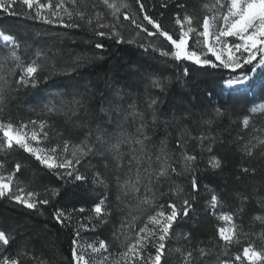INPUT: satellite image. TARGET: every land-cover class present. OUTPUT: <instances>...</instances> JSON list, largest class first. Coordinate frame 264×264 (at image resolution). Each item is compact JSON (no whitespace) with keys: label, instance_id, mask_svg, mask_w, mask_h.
<instances>
[{"label":"snow or ice","instance_id":"6c2138e0","mask_svg":"<svg viewBox=\"0 0 264 264\" xmlns=\"http://www.w3.org/2000/svg\"><path fill=\"white\" fill-rule=\"evenodd\" d=\"M17 3L22 6V11L14 10ZM136 3L139 5V11L144 13L142 19L147 21L151 30L137 23L130 12L122 13V9L129 7L126 0H55V3L53 0H0V12L69 30L86 28L95 36L114 39L116 44H133V40L125 41L120 31L125 26L120 20L122 15L123 21H130L141 32L146 33L147 37H156V41L138 45L144 52L151 49L152 52H159L161 57L170 58L176 62L186 61L198 68H222L231 73H237L246 65L251 66L252 72L264 66V0H215L212 6H205L212 15H204L203 22L199 26L202 30L194 26V17L187 13L181 17L180 13H175V25L179 26L177 38L165 30L161 21L146 13L142 0H136ZM98 4L110 10V22H104L105 13L98 10ZM161 7L167 8L168 5L164 3ZM102 29H108V31H102ZM160 38L171 46L169 50H165L157 43ZM229 38L233 39L230 41ZM0 40L5 44L10 43L14 48L20 46L14 36L5 34L3 31H0ZM94 47L102 50L105 45L96 42ZM42 55L43 53L39 51L36 53L38 59ZM3 60L4 62H0V133H2L0 150L18 147L34 157L39 165L55 175L58 180L66 183L69 179L72 182L87 181L88 178L79 171V166L89 157H99L103 167L111 176V180H108L100 171L93 173L92 183L102 187L104 192L99 202L92 206L91 214L83 218L87 223L78 221L74 229L75 237L71 241V264H169V257L173 254L178 255L179 264H233L231 259L221 257L227 256L228 249L241 244L242 237L249 235L244 231L242 214L250 197L241 192L234 193L239 200L236 212H222L217 217L224 221L226 226L218 228L219 240L215 245L209 246L200 242L192 248L190 247L191 234L185 233L183 238L188 241L189 246L170 247V241L175 238L174 226L181 220L189 218L190 211L194 210L199 198L200 185L197 174L200 171L198 163L200 157L189 153L184 148V137L197 141L198 147L209 153L213 151V145L217 143L216 137L209 133L201 132L199 135H193L185 128V123L191 120L190 112L182 111L179 114L172 112L169 114L170 119L165 117L163 121L165 127H174L179 132L176 148L180 151L177 155L168 149L166 139H160L157 142L153 135H149L150 130L155 134L161 125L162 114L159 111V105L162 102L159 98L146 96L147 107L143 111L136 102H130L125 108L119 102L123 99V94L113 89L115 94L107 98L106 104L101 105L94 124L91 119H82L77 122L76 127L85 130L83 138L78 143L64 139L62 143H56L51 147H40L42 143L40 134H43V140L49 138V133L45 131L49 127L47 121L38 123L32 120L28 123L14 124L11 119L5 121L2 117L8 109L6 92H16L22 87L36 88L40 82L38 73L43 66L36 60L26 66L23 65L21 57L15 50ZM8 60L14 62L13 67L8 69V76L14 77L16 69L20 70L18 78L14 81L2 74ZM91 62L87 58H78L74 61L75 67L66 68L61 72L53 71L43 79L47 82L55 75H71L77 69L87 67ZM189 74V68L184 66L182 75L187 77ZM148 79L150 87L159 89L161 92L165 90V81L154 76ZM250 79L247 72H241L227 79L225 85L228 88H235L246 85ZM88 90L91 91L90 88ZM83 107L82 99H74L72 114L78 115V109ZM48 110L55 111L56 108L51 106ZM250 111L264 113V104L254 106ZM224 115L225 111L218 108L213 120ZM213 120L207 123L210 124ZM37 123L39 132L35 130ZM129 123L135 126L134 132H129L125 127ZM249 123V117L245 116L242 121L243 128L247 129ZM29 125L33 126V130L28 131ZM57 135L62 133L57 132ZM237 139L242 140L243 137L238 136ZM239 151L246 158L262 161L264 160V139L253 136L239 147ZM208 167L213 171L220 170L221 159L212 155L208 160ZM20 171L21 165L17 163L14 170L5 172V164L0 162V200L6 199L13 205H21L25 209L43 215L39 205L47 206L50 203L49 195L55 199L61 195V189H46L44 198H39L41 195L39 192L26 191L24 181L17 176ZM239 173L243 175L238 174L237 180L253 178L251 182L255 186L251 199H255L258 207L264 209V195L259 194L264 187V172L257 167L241 165ZM258 175L261 178L254 179ZM177 177L188 178L190 191L176 181ZM166 184L167 192L161 191ZM113 187L116 190L115 203L109 208V192ZM165 195L176 197L180 201L179 204L175 201L167 203L166 207L164 204H158L159 197ZM219 203L220 198L213 191L208 204L216 208ZM145 206L156 210L147 215L142 226L137 228L136 221L139 217L133 213ZM76 211L83 213L85 208L81 207ZM114 212L119 214L120 218L119 225L114 227V238L119 240L120 235L124 234L125 239L130 242L122 245L124 250L118 254V258L110 259L112 253L109 252V245L104 240H100L98 246L95 243L83 244L80 233L94 231L97 227L110 223ZM53 219L61 227L71 226V216L63 209H55ZM252 219L262 226L258 235L264 242V214H256ZM130 230L134 231V238L126 235ZM11 241L12 238L0 230V249L3 250L0 251V264H23V261L27 259H32L38 264H45L43 260H39L24 248L17 250L14 255L6 254ZM217 248L221 251L217 252ZM89 250L93 257L91 260L84 255L85 251ZM234 259L236 264H245V262L246 264H264V247L257 248L253 246V243H249L243 247L242 253L235 255Z\"/></svg>","mask_w":264,"mask_h":264},{"label":"trees","instance_id":"16d2710c","mask_svg":"<svg viewBox=\"0 0 264 264\" xmlns=\"http://www.w3.org/2000/svg\"><path fill=\"white\" fill-rule=\"evenodd\" d=\"M53 2L55 3V0ZM126 3L129 7L122 9V13L130 12L137 23L151 30L147 21L142 19L144 13L139 11L136 0H126ZM142 3L145 5L146 13L161 21L165 30L177 38L179 26L175 25L174 14L180 13L183 17L187 13L194 17V26L202 30L199 26L203 22L204 15L212 14L205 6H212L215 0H142ZM164 3L168 5L167 8L161 7ZM97 7L105 13L104 22H110V10L100 4ZM14 10L19 12L23 8L17 3ZM120 20L125 25L120 29L125 41L133 40V44H116L114 39L95 36L86 28L69 30L0 12V31L14 36L20 45L19 48H14L0 40V62H4L3 58L8 57L15 50L21 57L23 65L26 66L36 60L43 66L38 73L40 82L36 88L22 87L16 92H6L8 109L2 118L5 121L11 119L14 124L28 123L32 120L38 123L47 121L49 127L45 131L49 133V138L43 140L41 133L42 143L39 146L51 147L56 143H62L64 139L78 143L83 138L85 130L77 128V122L91 119L94 124L101 105L106 104L107 98L115 94L113 89L123 94V99L119 102L125 108L130 102H136L143 111L147 107L146 96L158 97L162 102L159 105L162 114L161 125L155 134L150 130L149 135H153L157 142L166 139L168 149L178 155L180 150L176 148V143L179 132L174 127H165L163 121L165 117L170 119L169 114L172 112L178 114L182 111L190 112L191 120L185 123V128L193 135H199L201 132L209 133L216 137L217 143L209 153L202 151L197 141L184 137V148L200 157L198 162L200 171L197 174L200 185L199 198L194 210L190 211L189 218L181 220L174 226L175 238L170 241V247L189 246L188 241L183 238L185 233L191 234L192 248L200 242L204 245H215L219 240L217 230L224 226V221L217 217L222 212H236L239 200L234 193L241 192L250 197L242 214L244 231L249 235L242 237L241 244L228 249L227 256L221 257L231 259L233 264H236L235 255L242 253L243 247L249 243H253L257 248L264 247V242L258 235L262 226L252 219L256 214H264V209L258 207L255 199H251L255 186L251 182L253 178L236 179L238 174L243 175L239 173L241 165L257 167L264 172V160L246 158L239 151V147L253 136L264 139V113L250 111L254 106L264 104V71L260 73L261 77L254 89L249 87L241 91L226 90L224 83L233 75L230 71L222 68H198L186 61L176 62L161 57L159 52H152L151 49L144 52L138 45L156 41V37H147L146 33L141 32L130 21H123L122 15ZM96 42L103 43L105 48L96 49L94 47ZM157 43L165 50L171 48L163 38ZM189 43L191 45L192 41L190 40ZM38 51L43 53L39 59L36 56ZM78 58H87L92 62L85 68L77 69L71 75H55L47 82L44 81L43 78L53 71L61 72L66 68L75 67L74 61ZM13 63L10 60L6 61L2 74L14 81L18 78L20 70L16 69L14 77L8 76V69L13 67ZM184 66L189 68L190 74L187 77L182 75ZM150 76L166 82L163 92L150 87L148 79ZM89 88L91 91L88 90ZM74 99H82L84 103V107L78 109V115L72 114ZM51 106H55L56 110L49 111ZM218 108L225 111V115L213 120ZM245 116L250 119L247 129H244L242 124ZM209 120L213 122L207 123ZM38 123L35 126L37 132H39ZM29 127L33 126L29 125ZM125 127L129 132L135 131V126L131 123L126 124ZM57 132L62 135L58 136ZM238 136L243 139L238 140ZM212 155L221 159L220 170L213 171L208 167V160ZM0 162L5 164V172L14 170L15 165L19 163L21 171L17 173L18 178L24 181L26 191L39 192L41 194L39 198H44L46 189H61L59 197L53 199L49 195L50 203L47 206L39 205L43 215L25 209L21 205H13L6 199L0 200V230L12 238L6 254L14 255L17 250L24 248L39 260H43L45 264H71V241L75 237L74 229L78 221L87 223L83 218L91 214L92 206L99 202L104 192L102 187L92 183L93 173L100 171L111 180L100 158L89 157L79 166V171L88 178L87 181L72 182L69 179L67 183L58 180L55 175L39 165L34 157L15 146L10 150H0ZM260 178L258 175L254 179ZM176 181L190 191L187 177H177ZM167 190L166 184L161 191L167 192ZM213 191L220 198L216 208L208 204ZM115 194L116 190L113 187L109 192V208L115 203ZM259 194L264 195V187ZM173 201L177 204L180 202L176 197L165 195L159 197L158 204H164L166 207L167 203ZM81 207L85 208V212L76 211ZM57 208L70 214V227H61L53 219V212ZM154 210L156 209L145 206L133 213L139 217L136 221L137 228L142 226L147 215L152 214ZM119 223V214L114 212L110 223L99 226L94 231H81V243H95L98 246V242L104 240L109 245V252L112 253L110 259L118 258V254L124 250L122 245L130 242L125 239L124 234L120 235L119 240L114 238V227ZM126 235L134 238V231L130 230ZM216 251L220 252L221 249L217 248ZM213 260L215 261V257ZM23 264H38V262L27 259ZM169 264H179L178 255H171Z\"/></svg>","mask_w":264,"mask_h":264},{"label":"rangeland","instance_id":"374dc122","mask_svg":"<svg viewBox=\"0 0 264 264\" xmlns=\"http://www.w3.org/2000/svg\"><path fill=\"white\" fill-rule=\"evenodd\" d=\"M212 15V14H211ZM210 15V16H211ZM233 38H229V40L231 41ZM2 41V40H1ZM3 42V41H2ZM4 44H5V42H3ZM7 45H10V46H12L10 43L9 44H7ZM214 59V58H213ZM258 59H259V57H258ZM256 62L254 61V64H255ZM264 71V66H261V67H258L257 69H256V71L255 72H252L251 71V66H249V65H246L245 67H244V69H241V70H238V72L237 73H233V75H232V77L233 76H236V75H239L241 72H247L248 74H249V76L251 77V79L249 80V82L246 84V85H242V86H237V87H235V88H228L226 85H225V83H224V87L226 88V90H232V91H241V90H245L246 88H249V87H252V89H254L257 85H258V80H259V78L261 77V75H260V73L261 72H263ZM231 77V78H232ZM31 130H33V127H29V129H28V131H31ZM35 130H37V128L35 127ZM33 144H34V146H36L35 145V142H33ZM224 226H226V224H225V222H224ZM84 255H85V257L87 258V259H89V260H91L93 257L90 255V250L89 251H85V253H84Z\"/></svg>","mask_w":264,"mask_h":264}]
</instances>
